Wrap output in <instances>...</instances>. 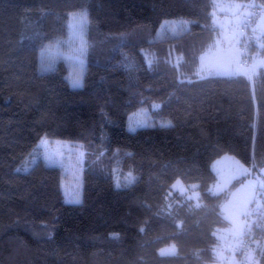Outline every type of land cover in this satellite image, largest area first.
Here are the masks:
<instances>
[{
  "label": "trees",
  "instance_id": "obj_1",
  "mask_svg": "<svg viewBox=\"0 0 264 264\" xmlns=\"http://www.w3.org/2000/svg\"><path fill=\"white\" fill-rule=\"evenodd\" d=\"M212 6L0 0V264H214L226 225L221 207L243 177L216 191L210 163L229 154L264 177V68L252 83L243 75L194 76L212 35ZM70 13L86 18L78 88L69 85L63 60L42 70L39 56L67 36ZM172 20L187 30L156 40ZM143 109L152 123L130 131L131 116ZM166 120L173 126L162 127ZM42 135L87 151L78 203L64 201L59 167L39 160L14 171ZM113 167L134 181L115 186ZM175 181L184 193L173 189ZM259 191L250 214L264 196ZM250 250L264 264V228Z\"/></svg>",
  "mask_w": 264,
  "mask_h": 264
},
{
  "label": "rangeland",
  "instance_id": "obj_2",
  "mask_svg": "<svg viewBox=\"0 0 264 264\" xmlns=\"http://www.w3.org/2000/svg\"><path fill=\"white\" fill-rule=\"evenodd\" d=\"M255 5L254 2L251 3L250 1L213 0V6L210 11L212 35L207 39L205 49L197 57V62L193 69V74L196 78L243 75L252 83L253 75L251 77L245 75L244 72L247 69L242 65H240V71L232 74L216 73L214 71L212 73L207 71L202 72L201 57H204L205 63H209L210 65H222L234 69L237 63L241 64L243 60L242 45H245L247 55L249 56V68L256 65V73L259 69L264 68V4L258 3L256 6L258 11L251 23L249 22L244 39H242L240 33V28L248 22V17L251 15ZM81 18H83L82 26L80 24ZM85 26L86 18L84 15L70 13L68 16L67 36L53 45L43 47L39 53L41 63L45 68H51L54 62L63 60L68 68L67 79L71 87L73 79L79 78L81 80V70L85 64ZM187 28L188 25L185 22L166 21L159 27L156 33V40H163L167 37L174 38L186 31ZM153 48L154 46L151 49ZM148 55L151 56V59H154V56L150 52ZM171 58H174L171 54L166 56L168 61H171ZM144 59L146 64H149L150 57H147L145 53ZM174 62H176L175 58ZM137 121H142L143 123L136 126L134 130L151 124L152 117L145 109L138 111L130 118L128 124L130 131H133V125ZM86 152L78 142L48 139L42 135L30 147L18 165L14 167V171L20 173L27 172L39 160L46 166L59 167L63 173L60 185L63 199L67 203H77L72 201L71 194L78 192L80 201L81 169L85 157L84 153ZM47 157H51L56 162H50ZM240 165L241 163L238 159L229 154L222 155L210 163V169L216 178V191L226 190L231 179L243 176ZM111 174L113 175L115 186L117 184L126 186L130 183L128 177L129 171H122L118 167H113ZM226 178L231 179L228 180L229 182H224ZM176 182L174 183L177 184ZM178 185L184 189L181 183ZM66 192L68 195H66Z\"/></svg>",
  "mask_w": 264,
  "mask_h": 264
},
{
  "label": "crops",
  "instance_id": "obj_3",
  "mask_svg": "<svg viewBox=\"0 0 264 264\" xmlns=\"http://www.w3.org/2000/svg\"><path fill=\"white\" fill-rule=\"evenodd\" d=\"M247 169H249V173H245L243 169L241 170L243 181L230 192L228 199L221 207V217L226 225L217 233L219 242L214 250V264H237L234 249L250 228V207L252 202L258 199L260 188L256 187L254 189L249 183L250 180L259 179L258 173L253 174L251 167ZM230 179L226 178L224 182ZM173 189L178 193L185 192V189L181 191L182 187H179L178 184ZM250 255H252V250H249L247 259ZM248 264H250L249 260ZM251 264L256 263L253 260Z\"/></svg>",
  "mask_w": 264,
  "mask_h": 264
},
{
  "label": "snow or ice",
  "instance_id": "obj_4",
  "mask_svg": "<svg viewBox=\"0 0 264 264\" xmlns=\"http://www.w3.org/2000/svg\"><path fill=\"white\" fill-rule=\"evenodd\" d=\"M80 24L82 26L83 24V18H81L80 20ZM151 63V61H149V64ZM240 65L239 63H237V66L233 69L231 67L228 66H222V65H210L209 63H205L204 61V57H201V71H207L209 73H212L213 71L216 73H225V74H232L234 72H238L240 71ZM42 70H45V66L42 64ZM256 73V65L251 66L250 68H247V70L244 72L245 75H249L250 77L252 75H255ZM82 81L79 78L73 79L72 81V87L73 88H77V87H82ZM153 107L156 109H159L161 107V105L159 103H154ZM142 121H137L135 122V124L133 125V130L136 126H139L140 124H142ZM161 126L162 127H171L172 125V121L171 120H166V121H162L161 122ZM43 142V141H42ZM131 153H129L130 155ZM50 162L55 163L56 161L54 159H52L51 157H47ZM240 167L243 169V171L245 173H249V169H247L243 164L240 165ZM253 167H255V165H253ZM261 172L264 173V168L261 169ZM129 177V182L134 181L135 177L133 175V173L129 172L128 174ZM177 184L180 183V181L176 182ZM249 183L253 186V188L255 189L256 187H259L261 190H264V177H261L259 179L256 180H250ZM117 187H120L119 184H117ZM173 187H176V184L173 185ZM195 187V186H194ZM181 191H183V189H181ZM66 195H68V193L66 192ZM71 199L73 202H79V193L78 192H73L71 194ZM143 230V229H141ZM114 236L118 235V234H113ZM254 253L252 255H250L248 257V260L251 262L254 260Z\"/></svg>",
  "mask_w": 264,
  "mask_h": 264
},
{
  "label": "built area",
  "instance_id": "obj_5",
  "mask_svg": "<svg viewBox=\"0 0 264 264\" xmlns=\"http://www.w3.org/2000/svg\"><path fill=\"white\" fill-rule=\"evenodd\" d=\"M254 6L252 9L251 15L248 17V22H246L243 27L240 28V33L242 39H244L245 32L247 31V27L249 25V22L254 19L255 14L258 11V8ZM242 51H243V60L241 62V65L247 69L249 68V56L246 52L245 45H242ZM255 207L252 209V214H250V228L245 234L242 241L239 243V245L234 249L235 255H236V261L237 264H248V252L250 250V244L251 242L257 238L260 234V231L264 228V196L261 201H258L254 204Z\"/></svg>",
  "mask_w": 264,
  "mask_h": 264
}]
</instances>
